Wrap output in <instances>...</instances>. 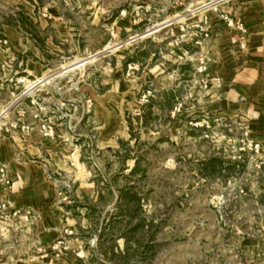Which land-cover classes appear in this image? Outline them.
<instances>
[{
	"label": "rangeland",
	"instance_id": "374dc122",
	"mask_svg": "<svg viewBox=\"0 0 264 264\" xmlns=\"http://www.w3.org/2000/svg\"><path fill=\"white\" fill-rule=\"evenodd\" d=\"M34 1L42 21L0 2L1 43L9 26L20 43L0 58L2 97L43 75L72 120L48 163L0 164V264H264V145L242 150L248 121L213 105L208 72L198 83L208 55L186 34L201 0Z\"/></svg>",
	"mask_w": 264,
	"mask_h": 264
},
{
	"label": "crops",
	"instance_id": "0c3cea01",
	"mask_svg": "<svg viewBox=\"0 0 264 264\" xmlns=\"http://www.w3.org/2000/svg\"><path fill=\"white\" fill-rule=\"evenodd\" d=\"M0 2L6 5H24L32 20L42 21L47 14L50 15L46 8H42V13L35 12L34 0ZM220 10L234 22H240L241 27L229 28L213 12L207 11L204 13L207 16L204 35V30L200 31L197 26L203 24V15L193 14V22L186 34L187 41L194 47L201 44V48L208 55L209 83L213 90L220 93V98H216L213 105H218L219 109L223 108V113L242 115L249 123V137L264 145V0H228L220 5ZM165 26L166 23H161L152 31H160ZM175 32L172 31V35L178 38L180 32L177 26ZM2 33L5 34V41H9V45H2L0 38V58L5 54H13L18 50L16 46L20 45L11 26ZM23 46L35 57L40 53L36 40L27 38V43ZM28 65L26 64L27 67ZM32 67L40 68L42 64L32 61ZM4 68V63L1 62L0 71ZM34 77L25 91L19 96L15 95L10 101L2 97L0 87V106L2 104L3 107L0 114H5L2 118H6L0 121V129L4 126L14 139L13 145H6L4 137L0 139V164L6 166L9 175L13 172L12 166L15 163L26 162L31 157L48 163L53 156V143L60 137L57 131L70 127L72 120L69 113L71 109L65 103H60L61 108L53 104L54 93L48 90L51 78L43 75ZM57 96L60 97V93ZM16 99L27 100L30 104L24 109L22 102L15 103ZM14 103V113L17 115L11 120V111L8 112L7 108ZM57 113L60 115L59 122L56 123L52 117ZM43 122H49L53 127V131L47 136L40 127ZM18 149L20 150L16 152ZM14 189L15 182H12L11 191Z\"/></svg>",
	"mask_w": 264,
	"mask_h": 264
},
{
	"label": "built area",
	"instance_id": "2783aa9c",
	"mask_svg": "<svg viewBox=\"0 0 264 264\" xmlns=\"http://www.w3.org/2000/svg\"><path fill=\"white\" fill-rule=\"evenodd\" d=\"M190 1H197V0H190ZM228 0H201V3L199 6L195 7L194 9H192V13L193 14H202V18H203V24L197 25L198 28L200 29V31L204 30V35H206V31H205V23H207V16L204 15V13H206L207 11H211L215 14V16L224 21L225 25L227 27H241V23L236 21L234 22V20L229 17L228 15L224 14L223 12H221L220 10V5L224 2H226ZM185 30V26H181L180 27V31L184 32ZM197 73L199 75V81L198 83L202 86V87H206L208 84V78L206 76L208 70H207V61L205 59L202 58V60L199 62L197 68ZM36 84V83H34ZM41 129L44 132V134L47 136L50 134V132L53 131V127L51 126V124L49 122H43L40 125ZM250 148V150L257 152L259 149H261V143L259 141L257 142H253V143H249L245 144V142L243 143V146L240 147L242 150H244L245 148ZM0 181L3 182V184H9L10 180L7 178V175L5 174V168L3 166H0Z\"/></svg>",
	"mask_w": 264,
	"mask_h": 264
},
{
	"label": "water",
	"instance_id": "95a60500",
	"mask_svg": "<svg viewBox=\"0 0 264 264\" xmlns=\"http://www.w3.org/2000/svg\"><path fill=\"white\" fill-rule=\"evenodd\" d=\"M106 51H107V49H104V50H102V51H99V52H97V53L95 54V56L100 55V54H102L103 52H106ZM12 105H13V104H12ZM12 105H11L10 107H8V109L11 108ZM8 109H7V110H8Z\"/></svg>",
	"mask_w": 264,
	"mask_h": 264
}]
</instances>
